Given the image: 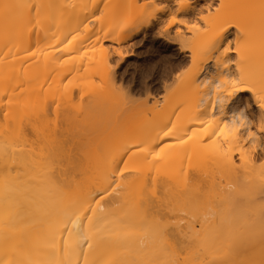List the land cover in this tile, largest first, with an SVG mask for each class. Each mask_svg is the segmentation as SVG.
<instances>
[{"label": "bare ground", "instance_id": "obj_1", "mask_svg": "<svg viewBox=\"0 0 264 264\" xmlns=\"http://www.w3.org/2000/svg\"><path fill=\"white\" fill-rule=\"evenodd\" d=\"M0 264H264V0H0Z\"/></svg>", "mask_w": 264, "mask_h": 264}, {"label": "rangeland", "instance_id": "obj_2", "mask_svg": "<svg viewBox=\"0 0 264 264\" xmlns=\"http://www.w3.org/2000/svg\"><path fill=\"white\" fill-rule=\"evenodd\" d=\"M176 55V56H175ZM175 56V57H174ZM171 59H170V61H169V63H167V64H165V66H166V68H165V66H163L165 69H166V72H169V71H171V67L172 66H174V68L172 67V70H174L180 63H181V60H182V58H181V56L180 55H178V54H171V57H170ZM173 60V61H172ZM171 62V63H170ZM173 62V63H172ZM169 66H170V70L168 71L167 69H169ZM176 66V67H175ZM165 69H164V71H165ZM177 71V69L175 70V71H173V72H176ZM165 73V72H164ZM153 76H156V77H154L155 79H157V78H160L159 76V74L158 75H156V73L153 75ZM152 76V77H153Z\"/></svg>", "mask_w": 264, "mask_h": 264}]
</instances>
